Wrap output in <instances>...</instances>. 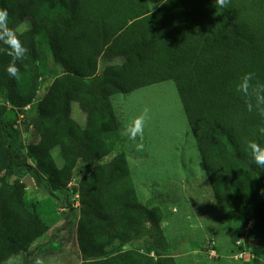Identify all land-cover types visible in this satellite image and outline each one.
<instances>
[{
    "label": "trees",
    "instance_id": "trees-1",
    "mask_svg": "<svg viewBox=\"0 0 264 264\" xmlns=\"http://www.w3.org/2000/svg\"><path fill=\"white\" fill-rule=\"evenodd\" d=\"M0 9L27 49L14 79L0 45V264L29 252L50 229L27 201L26 176L36 187L69 192L81 164L93 165L75 187L81 264H178L163 229L165 210L142 202L117 146L113 100L167 81L218 206L230 221L245 216V229L252 221L244 237L232 236L233 249L245 264H264V245L252 243L264 242V171L246 148L264 142V118L248 111L238 91L247 73L253 86L264 84V0L225 7L164 0L155 9L149 0H0ZM26 21L30 27L21 30Z\"/></svg>",
    "mask_w": 264,
    "mask_h": 264
},
{
    "label": "rangeland",
    "instance_id": "rangeland-1",
    "mask_svg": "<svg viewBox=\"0 0 264 264\" xmlns=\"http://www.w3.org/2000/svg\"><path fill=\"white\" fill-rule=\"evenodd\" d=\"M149 1L155 9L164 0ZM30 24L26 21L21 30L28 29ZM102 67L100 61V70ZM45 88L46 85L41 88V96ZM113 100L120 119L117 146L126 153L131 164L133 181L142 202L165 210L163 229L177 263L245 264L238 258L240 256L237 257L231 239L239 233L244 237L252 221L245 229V216L239 222L230 221L218 206L175 84L167 81L150 85L129 95H115ZM145 108L149 110V118L143 136L135 141L127 139L121 134L123 129ZM72 109L75 119L85 125L86 115L78 104L73 103ZM29 140L28 135L23 136L25 144ZM52 153L61 166L63 159L59 147L55 146ZM92 168L93 165L88 164L78 167L69 192H54L45 185L26 184L29 205L36 208L50 229L29 252L5 264H81L77 240L79 203L75 187L80 175L91 172ZM17 177L19 175L11 181Z\"/></svg>",
    "mask_w": 264,
    "mask_h": 264
},
{
    "label": "clouds",
    "instance_id": "clouds-1",
    "mask_svg": "<svg viewBox=\"0 0 264 264\" xmlns=\"http://www.w3.org/2000/svg\"><path fill=\"white\" fill-rule=\"evenodd\" d=\"M229 0H214V6L225 7ZM9 14L7 10L0 9V45L8 56L12 58L11 63L6 68V73L10 78H18L19 69L16 62L23 59L27 49L24 47L16 33L8 27ZM253 79L252 73L244 74L238 86V91L246 98V106L249 112L254 109L258 115L264 118V84L253 86L250 82ZM254 101V103H253ZM149 118V110L144 109L142 114L138 116L131 125L125 127L122 135L127 139L135 141L137 137H142L144 125ZM259 135L264 137V127L258 129ZM246 148L250 151L251 164L256 169L264 171V142L248 141Z\"/></svg>",
    "mask_w": 264,
    "mask_h": 264
},
{
    "label": "water",
    "instance_id": "water-1",
    "mask_svg": "<svg viewBox=\"0 0 264 264\" xmlns=\"http://www.w3.org/2000/svg\"><path fill=\"white\" fill-rule=\"evenodd\" d=\"M24 183L25 184H33L34 183V181H33V179L31 178V176H26V178L24 179ZM35 184V183H34ZM253 244H255V245H264V242H260V241H253L252 242Z\"/></svg>",
    "mask_w": 264,
    "mask_h": 264
},
{
    "label": "built area",
    "instance_id": "built-area-1",
    "mask_svg": "<svg viewBox=\"0 0 264 264\" xmlns=\"http://www.w3.org/2000/svg\"><path fill=\"white\" fill-rule=\"evenodd\" d=\"M78 203H79V202H78ZM248 229H249V227H248ZM243 255H244V254H239V255H237V257L240 256V257H238V258H242Z\"/></svg>",
    "mask_w": 264,
    "mask_h": 264
}]
</instances>
